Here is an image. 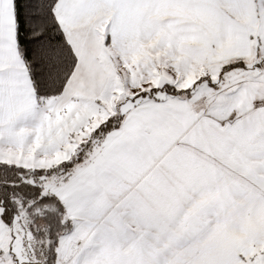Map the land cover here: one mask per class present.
<instances>
[{"label":"snow or ice","instance_id":"1","mask_svg":"<svg viewBox=\"0 0 264 264\" xmlns=\"http://www.w3.org/2000/svg\"><path fill=\"white\" fill-rule=\"evenodd\" d=\"M0 264H264V0H0Z\"/></svg>","mask_w":264,"mask_h":264}]
</instances>
